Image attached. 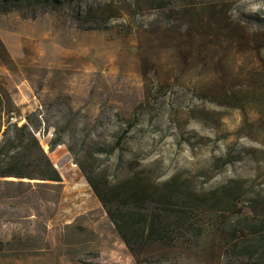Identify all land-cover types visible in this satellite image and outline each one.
Wrapping results in <instances>:
<instances>
[{
	"label": "rangeland",
	"instance_id": "rangeland-1",
	"mask_svg": "<svg viewBox=\"0 0 264 264\" xmlns=\"http://www.w3.org/2000/svg\"><path fill=\"white\" fill-rule=\"evenodd\" d=\"M113 1L108 28L96 30L79 28L59 12L36 19L0 12L1 143L16 125L37 140L28 136L32 156L22 148L12 164L24 176H0V264H147L158 257L166 264H264V251L253 254L227 225L245 216L223 207L206 211L201 236L132 250L88 180L92 175L107 194L135 174L153 185L178 175L197 190L236 179L244 188L240 207L264 218V101L247 93V112L219 95L226 83L250 77L255 55L234 56L214 40L209 48L225 55L223 65L210 56L206 67L177 57L199 27L188 30L192 20L218 5L245 22L264 60V0H164L173 18L160 9L131 16L127 0ZM149 4L132 0L135 7ZM259 63L255 76L264 70ZM255 82L261 84L258 76ZM20 116L24 122L13 120ZM127 127L122 161L119 150L101 152L105 139L115 141ZM56 137L61 142L53 146ZM223 156L231 158L224 166ZM47 158L61 180L43 178Z\"/></svg>",
	"mask_w": 264,
	"mask_h": 264
},
{
	"label": "trees",
	"instance_id": "trees-1",
	"mask_svg": "<svg viewBox=\"0 0 264 264\" xmlns=\"http://www.w3.org/2000/svg\"><path fill=\"white\" fill-rule=\"evenodd\" d=\"M86 1L0 0V12L7 13L12 10H18L24 17L32 19H36L43 14L59 12L82 29L108 28L114 16L109 13L108 7H112L114 1L100 3L97 6L89 5ZM149 1L150 4L144 8L135 7L132 5V0H127V6L130 9L128 14L135 16L141 13V9H160L164 18L176 16L172 10L173 7L169 9L170 7L164 4V0ZM226 9L224 11V9H219L218 5H211L209 8L210 13H207L206 17L202 16L201 19H193L192 27H189L188 30L195 28V26H199L200 29L198 27L191 33L190 40L186 44H182L177 57L186 64L191 61L194 65H204L205 67L209 66L211 57L214 60L213 62L223 65L224 63L222 62L225 59V55L219 54L216 50L212 51L211 47L209 48V44L214 40L224 41L223 46L233 50L234 56L237 54L240 58H243L246 54L255 55L251 63L250 77L248 75L246 78L242 76L240 83H226L219 90L220 98H222L225 105L248 112L244 103L247 93H254L256 96L260 94L262 99H259L264 101V70L262 73L259 71L257 73L261 84L259 85L255 82V79H257V76H255V65H260V63L258 64L259 59L263 63L264 60L260 58L259 47L252 45L255 39L251 36L249 27L244 21L235 19L228 7ZM130 32H132V28ZM242 47H245V51H242ZM238 65H241L240 59ZM216 74L220 78L223 77L222 72ZM241 74H243L242 71ZM245 86L252 88V91H245ZM202 94L204 93H200L201 97ZM203 96L208 98L211 95ZM3 109V100L0 98L1 119ZM252 112L258 114L260 110L259 108H253ZM130 130L131 127H127L113 142L105 139L101 152L113 154L116 150H119L121 152L119 161H122L126 150L125 137ZM28 136L35 142L37 141L30 130L26 127H17L16 125L14 135L8 137L6 141L0 142V176H24L14 171L12 164L21 154L22 148L27 155L32 156V149L28 148L27 144L25 145ZM60 142L61 137H56L51 143L54 146ZM37 144L39 150L42 151L38 142ZM220 160L223 166L231 162V158L224 156ZM47 165L49 170L42 175L43 178L53 181L61 180L60 173L48 158ZM180 179L181 177L175 175L161 185H153L144 176L135 174L114 185L109 193L102 194L97 188L93 176L88 175L89 182L96 190L125 243L132 250L151 243H173L180 237L188 235L201 236L204 228L203 219L208 215L206 211L217 212L219 208L223 207L245 216L244 220H229L227 222L235 240L248 241L249 250L253 254L264 251V218H261L258 210H244L240 207L243 202L244 188L242 185H236L238 180L232 179L229 183L211 190H197L195 187L180 181ZM109 201H115L123 209L116 211L109 205ZM147 264L166 263H164L163 258L158 257L155 258V261L150 259Z\"/></svg>",
	"mask_w": 264,
	"mask_h": 264
},
{
	"label": "built area",
	"instance_id": "built-area-1",
	"mask_svg": "<svg viewBox=\"0 0 264 264\" xmlns=\"http://www.w3.org/2000/svg\"><path fill=\"white\" fill-rule=\"evenodd\" d=\"M18 119H20L21 122H24L25 121V119L23 117H21V116L18 117V118L17 117H14L13 118L14 121H18ZM0 142H1V136H0Z\"/></svg>",
	"mask_w": 264,
	"mask_h": 264
}]
</instances>
